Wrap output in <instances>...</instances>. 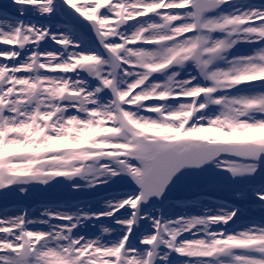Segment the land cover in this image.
Returning <instances> with one entry per match:
<instances>
[{
  "label": "snow or ice",
  "instance_id": "snow-or-ice-1",
  "mask_svg": "<svg viewBox=\"0 0 264 264\" xmlns=\"http://www.w3.org/2000/svg\"><path fill=\"white\" fill-rule=\"evenodd\" d=\"M0 264H264V0L0 4Z\"/></svg>",
  "mask_w": 264,
  "mask_h": 264
},
{
  "label": "rangeland",
  "instance_id": "rangeland-1",
  "mask_svg": "<svg viewBox=\"0 0 264 264\" xmlns=\"http://www.w3.org/2000/svg\"><path fill=\"white\" fill-rule=\"evenodd\" d=\"M5 2H6V0H0V4H3Z\"/></svg>",
  "mask_w": 264,
  "mask_h": 264
}]
</instances>
